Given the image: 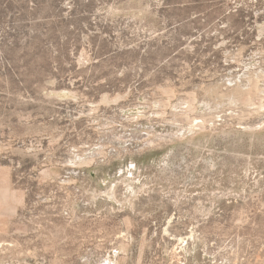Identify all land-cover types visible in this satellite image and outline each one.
Returning a JSON list of instances; mask_svg holds the SVG:
<instances>
[{"label":"rangeland","instance_id":"rangeland-1","mask_svg":"<svg viewBox=\"0 0 264 264\" xmlns=\"http://www.w3.org/2000/svg\"><path fill=\"white\" fill-rule=\"evenodd\" d=\"M0 264H264V0H0Z\"/></svg>","mask_w":264,"mask_h":264},{"label":"bare ground","instance_id":"bare-ground-1","mask_svg":"<svg viewBox=\"0 0 264 264\" xmlns=\"http://www.w3.org/2000/svg\"><path fill=\"white\" fill-rule=\"evenodd\" d=\"M258 83H259V82H258ZM258 83H254L255 85H254V87H252V88H255V89H253V90L258 89V86H257ZM242 92H243V91H242ZM237 98H238V97H237ZM246 102H247V103H250V102H251V98H250V97H247V98H246ZM201 126H202V125H201Z\"/></svg>","mask_w":264,"mask_h":264}]
</instances>
